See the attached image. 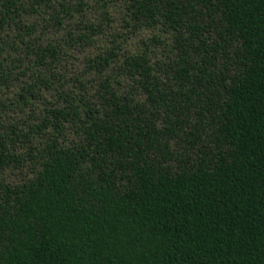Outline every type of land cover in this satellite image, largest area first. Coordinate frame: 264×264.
I'll return each mask as SVG.
<instances>
[{
  "label": "trees",
  "instance_id": "trees-1",
  "mask_svg": "<svg viewBox=\"0 0 264 264\" xmlns=\"http://www.w3.org/2000/svg\"><path fill=\"white\" fill-rule=\"evenodd\" d=\"M0 264H264V0H0Z\"/></svg>",
  "mask_w": 264,
  "mask_h": 264
}]
</instances>
